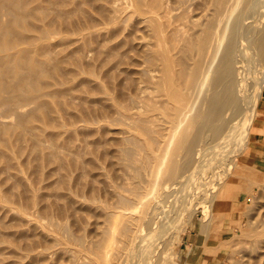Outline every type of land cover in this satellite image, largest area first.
I'll return each instance as SVG.
<instances>
[{
	"label": "bare ground",
	"instance_id": "6f19581e",
	"mask_svg": "<svg viewBox=\"0 0 264 264\" xmlns=\"http://www.w3.org/2000/svg\"><path fill=\"white\" fill-rule=\"evenodd\" d=\"M99 1L0 0V160L10 149L53 164L45 191L28 193L31 215L17 216L25 227L0 236L24 241L27 264H193L211 250L201 240L226 249L229 264H264V215L247 221L256 226L225 222L230 193L207 187L215 169L231 167L225 157L248 153L251 128L263 132L264 0H128L132 10L118 15ZM91 9L122 23L143 17L142 88L127 93L109 72L114 95L80 79L94 50L83 34L51 43L58 29L88 26ZM118 34L103 44L105 63L133 44ZM67 116L81 124L69 128ZM242 173L246 185L257 181Z\"/></svg>",
	"mask_w": 264,
	"mask_h": 264
},
{
	"label": "rangeland",
	"instance_id": "374dc122",
	"mask_svg": "<svg viewBox=\"0 0 264 264\" xmlns=\"http://www.w3.org/2000/svg\"><path fill=\"white\" fill-rule=\"evenodd\" d=\"M66 2L67 7L68 5L70 7L71 5L69 3H72V0H66ZM123 2H125V0H100L99 3H97L105 5L107 8L115 9L118 15L123 11V9L132 10V4H130L128 0L127 4H125L126 8L123 7ZM91 16L93 17V21L91 23H88V26L87 22L84 23L82 20L79 21L80 24L81 22H83L84 25L86 24L85 26H87L86 29L85 26L84 29H82L83 25L82 27L79 26L81 27V29H79L83 30V32L79 31V33L81 32V35L78 34L77 30L79 29H77L76 27V30L73 27L64 29L61 28V30L58 29L56 33H54V36L52 35L53 37L51 43L55 44L64 42L65 44L66 42L72 41L75 38H80L83 34L85 35V39L90 40L94 44V50L87 52L88 55L86 53L88 57L86 56L83 61L85 67L83 68V71H80V73H82L79 77L80 79L84 78L99 81L102 83L103 89L107 90L113 95L116 92L115 81L107 82L104 78L105 72H109L110 74L119 77L121 74V76L123 77L121 82L125 85V92L127 93L130 91H134L135 87L142 88L143 76H140V74H138L137 72L141 70V68H143L141 48L139 47V44L143 43V17L135 14L130 18L129 22L122 23L119 20H108L102 15L93 12V10L91 11ZM131 29L133 30V32L130 31ZM72 30L76 31L77 34L73 33ZM116 30L119 32L117 38H122L121 40H123L126 36H129L131 40H133V44L132 46L124 45L120 48V52L123 56L119 61L118 59L108 57L105 63V61H103V58H105L103 44L108 38L111 37V33ZM115 64H118V68H115ZM73 69L75 68L73 67ZM125 70H128L129 73H121V71ZM131 78L133 79V86L131 85ZM93 94H96V97L102 96L98 93ZM253 103L251 105H253ZM258 111L259 119L262 121L261 127L263 128V132L260 134L258 131L251 128L250 131L252 132V134L250 136L251 141L249 142L247 149L248 153L245 154L243 151L239 153V150L237 151L235 149V153L233 152L232 155L229 154L227 157H225L226 160L224 161V163L226 162V165L223 164L221 166L225 169L226 167L228 168V166L231 165L232 169L230 167L227 171H224L222 168H218L219 171L221 170V173L223 171L225 173H231L233 170V173H231L232 175H234L236 169L240 172L243 171L242 174L255 173L258 175H256L257 181L251 185H246L243 182L242 177L239 178L235 175H228V173L226 175L224 172L222 174L225 175H222V177L221 173L217 171V169H215L214 179L212 177V180L207 184L209 191L212 188H215L214 192L217 191L216 193L224 190H228V193H230V207H226V204L222 206V213L226 214L227 216L225 222L238 219L239 221H244L247 224L255 222L254 226H256L257 220L255 221L252 219L250 223H248L247 221L257 214L264 215V94L262 99L258 103ZM66 121H68L69 128H74L75 126H79L81 124L79 120L68 118V116L66 117ZM242 121L244 122V115L238 117V122L240 123ZM110 127L115 128L114 125H111ZM55 129L58 130V128ZM23 146L25 149L29 147L26 144H23ZM116 146V142H112V139H109V143L107 144L108 150L116 149ZM231 149L232 148H230V150ZM7 152L11 159L0 160V228L2 232H10L11 230L16 231L17 229H21V227H25L21 226V223L18 221L17 216H20L19 213L21 214V211H25L26 214H24L27 216L31 215L32 208H30V206L26 203L27 199L30 198L28 193H30L31 189H34L35 192L39 193L44 192L45 189L42 188V186H44L48 181V173L50 172V169L53 168V164H46V161L32 160V158L27 159L25 155L20 156L21 153L17 154L15 150L12 152L9 149ZM88 157L90 156L86 154L85 159H87ZM176 160H179V157H177ZM239 162L244 163V165H248L252 168V170H246V168L243 167L235 168V166ZM35 165L39 166L37 172H35ZM256 168L260 169V172H257V170H255ZM216 171L217 174H220L216 175ZM12 173L20 176L22 178V181L20 182L12 176L8 177V174ZM225 176L227 179H224ZM220 177H222V179ZM253 187H255L254 192L258 190L257 193H252L251 190ZM213 189L210 192H212ZM198 196L200 197V195ZM170 198L168 197L167 200L170 201ZM203 200H200L201 203L206 205L207 203H204ZM204 205H201V207ZM24 214L23 216H25ZM179 225L183 226L182 224ZM248 230V228L245 229V231ZM250 231H248L247 233H249ZM259 231L260 230H258V232ZM262 231L259 232L261 233V235ZM261 235L260 238L264 240V233L262 236ZM2 237L0 236V264H27L31 252H27L26 248L24 247V241H21L19 239L15 241L8 236ZM226 237H228V235H224V238ZM252 238L253 237H251V239ZM190 239L192 240L191 234H188L186 236V240ZM231 240L233 241V245L234 242L242 240V236H235ZM200 243L201 245H203L204 249L206 248L207 251H209L210 249L212 250V247L215 246L214 241L212 240H201ZM38 250L39 248H36L33 250V252ZM211 250L208 254L206 252L205 254L201 255V262H197L198 259H195L191 263L196 264L197 262L198 264H229L228 262H226L227 260L224 259L227 256L226 249L219 248L216 253H213ZM41 263L44 264V262Z\"/></svg>",
	"mask_w": 264,
	"mask_h": 264
}]
</instances>
